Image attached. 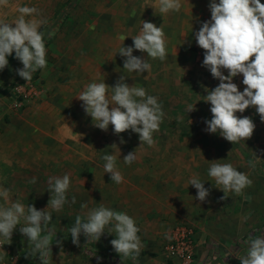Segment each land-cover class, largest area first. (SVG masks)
<instances>
[{
    "label": "rangeland",
    "instance_id": "rangeland-1",
    "mask_svg": "<svg viewBox=\"0 0 264 264\" xmlns=\"http://www.w3.org/2000/svg\"><path fill=\"white\" fill-rule=\"evenodd\" d=\"M209 3L180 0L178 12L163 14L159 0H9L6 8H0V20L6 22L17 19L18 8L25 5L38 8L47 20L40 28L45 33L46 68L26 82L17 74L23 65L13 53L0 71V171L8 178L0 188L9 190L11 202L44 210L51 196L49 178L70 176L68 202L58 212L47 208L52 215L48 228L56 234L49 264H137L140 260L141 264H173L166 256L168 247L188 240L195 247L198 225L208 229L221 219H229L239 234L227 240L226 249L248 247L249 234L264 236V122L254 107L236 113L250 117L255 129L250 139L235 144L206 131L205 121L212 113L204 96L219 81L202 66L204 50L197 45L195 32L211 18ZM142 20L162 26L166 60L149 58L151 71L140 74L123 69L126 58L118 52L133 46L131 36L139 33ZM121 36L128 37L123 41ZM133 55L147 59V53L139 50ZM122 75L127 84L144 88L162 105L165 116L152 147L140 146L138 134L131 130L117 135L111 125L107 131L95 127L78 99L87 84L104 80L115 86ZM242 80V74L233 78L240 91L245 87ZM189 104H195L196 110L187 113ZM133 151L135 161L125 164L124 156ZM106 154L119 157L116 167L124 177L122 183L104 173ZM212 160L233 164L249 176L251 185L241 195L229 193L228 199L221 200L224 193L208 176ZM193 175L210 190L205 202L195 199L197 190L188 184ZM101 204L125 212L140 229L143 247L135 261L115 252L110 243L115 233L107 232L111 225L97 242L81 234L79 246L72 243L70 229L76 217L86 221L87 213ZM24 224L21 218L11 244L0 247V264H40L38 257L25 258L30 245L19 231ZM192 252L198 264L199 253L193 247ZM223 255L219 252L213 261L230 264L229 256Z\"/></svg>",
    "mask_w": 264,
    "mask_h": 264
},
{
    "label": "clouds",
    "instance_id": "clouds-1",
    "mask_svg": "<svg viewBox=\"0 0 264 264\" xmlns=\"http://www.w3.org/2000/svg\"><path fill=\"white\" fill-rule=\"evenodd\" d=\"M9 0H0V8H6ZM180 0H159V12H178ZM211 18L202 23L195 32L197 45L204 50L202 66L206 67L213 78L219 81L218 86L208 90L204 101L210 103L212 117L206 120V131L218 133L232 144L245 141L253 136L255 123L248 116L238 117L236 113H244L254 107L264 122V3L260 0H210ZM20 15L13 22L0 20V71L8 65V57L15 54L23 67L17 69V74L26 82L32 79V74L47 66L45 33L40 31L47 23L40 10L36 7L20 6ZM31 17L30 19H27ZM36 17H40L37 19ZM53 33H48L51 36ZM128 36H121L125 40ZM133 46L121 47L119 54L125 57L123 69L128 72L140 73L151 71L150 59L166 60V34L162 26L143 21L139 33L131 36ZM134 50L147 53V59L133 55ZM223 70H227V75ZM242 74L243 91L238 89L233 78ZM126 77L120 76L115 86L104 82H91L80 92L78 99L87 115L92 118L93 125L107 131L113 127L119 135L128 130L138 134L140 146L155 145L154 134L165 116L162 105L157 97L148 95L142 87L129 85ZM111 106V107H110ZM187 113L195 111V104L187 106ZM191 124L192 121L189 120ZM125 141L121 140V143ZM139 146V147H140ZM112 147L119 153L120 149L114 143ZM257 156V155H256ZM119 157L116 154H106L104 173L110 174L111 181L120 184L124 177L116 167ZM258 158V157H257ZM136 159L135 151L124 156L123 162L132 164ZM210 161L208 176L215 181V187L226 200L229 193L241 195L252 183L249 176L239 171L231 163ZM250 166L254 167L255 164ZM35 183V180L32 181ZM70 176L50 177V199L47 208L60 211L67 201L70 188ZM198 175H193L188 184L197 190L195 199L205 202L210 190L205 188ZM0 247L11 244L13 233L20 225L21 218L25 221L20 226V233L27 238L30 252L27 257H38L40 264H49V253L53 236L56 234L48 228L52 215L47 211L38 210L33 205L25 206L20 202H11L8 189L0 188ZM73 203L75 199L73 198ZM86 208L87 205H82ZM246 219V218H245ZM112 227L108 233H115L111 245L115 252L123 258L135 261L143 247L138 232L140 229L132 217L125 212L115 211L101 204L87 213L86 221L76 217L75 225L70 229L72 243L79 246V238L83 234L87 241L97 242L105 233L107 226ZM47 234H43V232ZM57 245L62 241L56 240ZM248 249L244 256H237L240 264H264V236L250 235L247 240Z\"/></svg>",
    "mask_w": 264,
    "mask_h": 264
},
{
    "label": "crops",
    "instance_id": "crops-1",
    "mask_svg": "<svg viewBox=\"0 0 264 264\" xmlns=\"http://www.w3.org/2000/svg\"><path fill=\"white\" fill-rule=\"evenodd\" d=\"M6 174L7 173L2 170L0 171V185H3V182H7L8 178ZM230 225L231 221L229 219H224L223 221L221 219L220 222L212 223V225L207 226L208 229L204 228L202 225H198L201 231L194 234L193 240H195L196 243L195 247L192 246L195 248V252L199 253L198 264H214V257H217L218 253L221 251L224 253V257L227 255L229 256L226 258V261H230V264H238L236 262L238 259L237 256L246 255L248 247L245 248V244H240V246L238 245L236 249H233L232 247L231 249H226L227 240H232L239 236L236 229L230 227ZM233 245L235 244L232 243V246ZM166 256L173 264H181L180 259L172 256L169 251L166 252ZM141 262L143 263V261L140 260L137 264H141Z\"/></svg>",
    "mask_w": 264,
    "mask_h": 264
},
{
    "label": "built area",
    "instance_id": "built-area-1",
    "mask_svg": "<svg viewBox=\"0 0 264 264\" xmlns=\"http://www.w3.org/2000/svg\"><path fill=\"white\" fill-rule=\"evenodd\" d=\"M191 244V240L183 241L180 244H175L168 247V251L172 256L178 257L181 261V264H194ZM236 262L240 264L239 259H237Z\"/></svg>",
    "mask_w": 264,
    "mask_h": 264
},
{
    "label": "water",
    "instance_id": "water-1",
    "mask_svg": "<svg viewBox=\"0 0 264 264\" xmlns=\"http://www.w3.org/2000/svg\"><path fill=\"white\" fill-rule=\"evenodd\" d=\"M216 264H222V263H216Z\"/></svg>",
    "mask_w": 264,
    "mask_h": 264
}]
</instances>
